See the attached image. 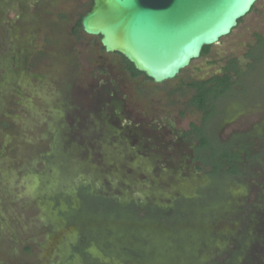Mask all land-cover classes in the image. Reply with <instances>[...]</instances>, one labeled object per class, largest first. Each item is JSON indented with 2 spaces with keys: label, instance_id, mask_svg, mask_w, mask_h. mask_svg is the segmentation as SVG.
Returning <instances> with one entry per match:
<instances>
[{
  "label": "rangeland",
  "instance_id": "obj_1",
  "mask_svg": "<svg viewBox=\"0 0 264 264\" xmlns=\"http://www.w3.org/2000/svg\"><path fill=\"white\" fill-rule=\"evenodd\" d=\"M89 3L0 0V264H264V0L177 79L234 61L204 127L233 174L196 150L192 91L139 101L142 76L72 37Z\"/></svg>",
  "mask_w": 264,
  "mask_h": 264
},
{
  "label": "water",
  "instance_id": "obj_2",
  "mask_svg": "<svg viewBox=\"0 0 264 264\" xmlns=\"http://www.w3.org/2000/svg\"><path fill=\"white\" fill-rule=\"evenodd\" d=\"M258 0H92L80 21L154 84L173 80L202 49L228 36Z\"/></svg>",
  "mask_w": 264,
  "mask_h": 264
},
{
  "label": "trees",
  "instance_id": "obj_3",
  "mask_svg": "<svg viewBox=\"0 0 264 264\" xmlns=\"http://www.w3.org/2000/svg\"><path fill=\"white\" fill-rule=\"evenodd\" d=\"M92 5V0H90L89 6L87 11H89L90 7ZM81 17L76 21L75 25L72 28V37L80 40L82 39V35L84 34L81 25H80ZM241 21V20H240ZM239 21V22H240ZM238 22V24H239ZM49 38H51L49 36ZM47 37H45L44 41L47 42ZM52 39V38H51ZM56 40H53L52 42H55ZM101 51H104L102 47H100ZM210 47H204L201 52V56L208 53ZM43 52L44 56V50L38 49L34 56L31 58V62L29 66L35 67L36 65H39L41 63H38L35 60V57L38 52ZM257 57V56H256ZM254 59V56H253ZM261 57L259 56V58ZM122 62L124 63V69L129 74L131 78H137L138 76L143 77V82L139 83L136 92L135 97L137 96V99L139 101H146V104L149 102L148 98H152V94H157L159 91V86L157 84H154L150 79L145 77L143 74L137 72L132 64H130L126 59L121 57ZM240 73L237 70L234 61H230L226 67H224L221 71L220 75L213 76L212 78L208 80H199V81H191L190 83H183V82H177L178 76L175 77L173 80L166 81L163 83V86L169 85V92L166 95V101L167 104L173 105L176 102L177 96H182L184 92L186 91H192V96L190 98V105L197 108L199 111L204 112V119L203 124L200 127H193V130L195 132L196 138L198 140L197 145V151H207L210 150L209 155L205 154L204 157L201 159L204 160V163L208 160H212V166H211V174H217L219 170L227 165L228 172L229 173H236V162L237 158L235 155H233L228 145L225 144H218L213 143L209 140L208 136L205 132V125L207 121L213 116L214 111L217 108V102L226 96H228L233 91V85L234 82L232 81V78L234 76H238ZM184 91V92H183ZM148 101V102H147Z\"/></svg>",
  "mask_w": 264,
  "mask_h": 264
},
{
  "label": "flooded vegetation",
  "instance_id": "obj_4",
  "mask_svg": "<svg viewBox=\"0 0 264 264\" xmlns=\"http://www.w3.org/2000/svg\"><path fill=\"white\" fill-rule=\"evenodd\" d=\"M116 55H118V54H116ZM120 56V55H119ZM120 57H122V56H120Z\"/></svg>",
  "mask_w": 264,
  "mask_h": 264
}]
</instances>
